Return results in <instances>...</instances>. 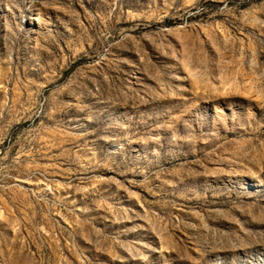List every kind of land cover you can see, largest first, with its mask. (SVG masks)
Returning <instances> with one entry per match:
<instances>
[{"label": "rangeland", "instance_id": "obj_1", "mask_svg": "<svg viewBox=\"0 0 264 264\" xmlns=\"http://www.w3.org/2000/svg\"><path fill=\"white\" fill-rule=\"evenodd\" d=\"M0 264H264V0H0Z\"/></svg>", "mask_w": 264, "mask_h": 264}]
</instances>
